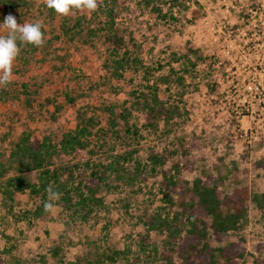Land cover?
<instances>
[{
    "label": "rangeland",
    "instance_id": "1",
    "mask_svg": "<svg viewBox=\"0 0 264 264\" xmlns=\"http://www.w3.org/2000/svg\"><path fill=\"white\" fill-rule=\"evenodd\" d=\"M4 2L0 21L8 13L18 24L39 21L44 43L18 42L10 82L0 86V264L155 263L163 236L148 228L147 215L171 208L160 174L146 164L151 152L177 147L176 136L188 152L172 155L165 167L185 163L184 179L202 173L222 193L264 191V173L254 167L264 157V0H97L95 11L72 8L67 15L46 0L12 9ZM113 31L120 46L107 38ZM188 45L201 53L195 70L184 56ZM167 73L168 82H156L158 97L178 105L185 120L166 132L162 123L148 127L133 102ZM22 134L34 145L44 142L50 167L63 179L70 170V186L98 200L66 208L48 194L54 206L35 216L39 195L25 188L7 197V179L19 166L10 152ZM135 160L144 167L136 174ZM24 174L39 183V170ZM247 210L241 264H264V213L253 201ZM235 239L231 233L218 241L208 230L214 247Z\"/></svg>",
    "mask_w": 264,
    "mask_h": 264
},
{
    "label": "trees",
    "instance_id": "2",
    "mask_svg": "<svg viewBox=\"0 0 264 264\" xmlns=\"http://www.w3.org/2000/svg\"><path fill=\"white\" fill-rule=\"evenodd\" d=\"M4 1L8 9L26 2V0ZM110 21L108 24L111 23ZM107 38L115 46L122 44V38L115 31L107 35ZM189 53L195 54L194 61L189 58ZM184 56L190 69L195 70L201 56L199 48L188 45ZM130 58L125 55L122 60L128 64ZM133 60L138 59L134 57ZM115 62L121 64L119 59ZM145 72L150 73L151 71L145 69ZM175 78V82L181 83V76L176 75ZM169 80L168 73L157 77L155 82L147 85L146 91H139V95L133 102L144 115L146 125L153 130L157 129L159 123H162L166 126L167 132L170 131L172 125L181 124L185 120L178 105L166 103L158 97L156 82H168ZM120 115L125 118L126 112H120ZM175 139L178 143L177 147L164 146L159 152H151L148 155V165L146 164L151 173L160 174L158 184L162 199L169 203L171 208L165 216L158 213L147 215L148 228L163 236L161 248L156 249V254L160 259L153 264H241L247 253L246 239L241 232L247 224L248 203L253 201L256 208L264 213V191H250L247 187H240L233 193H222L217 183L213 180L209 181V175L204 176L202 173L191 180L184 179L181 170L187 168L185 163L177 160L165 167L166 161L172 155H185L188 152L189 147H185V139L182 136H176ZM10 157L18 162L19 166L16 173L7 179V187L10 188H5L6 196L10 198L14 191L22 192L25 188H28L31 194L39 195L41 200L35 207V216L49 211H45L43 207L44 202L48 201L47 196L50 193L47 190L49 188L59 194L66 208L75 204L82 206L88 203V200H98L93 194L84 196L79 186H70L72 182L70 170L67 177L61 178L62 170L57 171L50 167L51 151L44 149V142L34 145L28 134L21 135L11 149ZM254 167L260 168L264 173V157L256 159ZM29 169L39 170V183L30 181L24 174V171ZM142 170L144 167L141 162L135 160L132 172L136 174ZM94 175L99 180L98 175L96 173ZM92 190L89 189L90 192ZM199 210H202L203 214ZM208 230L218 241L231 233L236 236V239L214 247L208 240ZM119 252L113 253L118 254ZM106 257L114 261L113 255H106Z\"/></svg>",
    "mask_w": 264,
    "mask_h": 264
},
{
    "label": "clouds",
    "instance_id": "3",
    "mask_svg": "<svg viewBox=\"0 0 264 264\" xmlns=\"http://www.w3.org/2000/svg\"><path fill=\"white\" fill-rule=\"evenodd\" d=\"M46 6L61 15L69 14L72 8H83L95 11L97 0H46ZM0 28L7 29L6 35H0V86L10 82L12 75V63L20 51L19 44L27 43L40 46L44 43L42 24L39 21L25 22L18 24L16 17L8 13L0 21ZM51 197L58 198L59 194L52 189L47 190ZM48 200L43 204L44 210L48 211L53 207Z\"/></svg>",
    "mask_w": 264,
    "mask_h": 264
}]
</instances>
